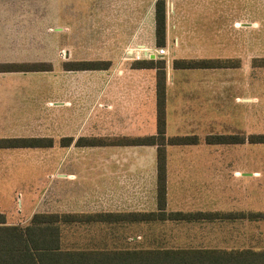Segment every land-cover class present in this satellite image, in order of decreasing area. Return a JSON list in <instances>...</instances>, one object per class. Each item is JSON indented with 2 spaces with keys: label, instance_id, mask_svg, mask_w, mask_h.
<instances>
[{
  "label": "crops",
  "instance_id": "1",
  "mask_svg": "<svg viewBox=\"0 0 264 264\" xmlns=\"http://www.w3.org/2000/svg\"><path fill=\"white\" fill-rule=\"evenodd\" d=\"M80 1L87 3L88 7L94 6V9H88L82 16L85 23H94L97 45L102 51H99L98 58H81L73 46L70 51L67 49L63 52L66 58L59 63L60 68L56 58L58 49L55 48L52 52L53 49L50 48L51 41L56 37L53 39L49 34H44L48 36H44L42 40L34 10L30 12L31 8L26 9L30 11L23 14L25 11L23 5L16 2L21 8L13 15L6 7L0 6V50L3 54L17 52L22 54L20 58L4 61L49 62V68L46 70L0 71V75L4 76L0 78V119L8 120L6 124L4 121L0 122L2 128L8 129L4 134L43 136L40 132L42 82L41 78L36 77V72L40 74L42 71H48L50 80L47 79L44 86L55 88L58 85L59 70L66 72L65 86L95 87L98 111L95 113L96 132L92 135L133 136L154 132L155 68L135 67L131 62L144 59L145 57L141 56L144 49L154 53L159 47L154 43L155 0ZM163 1L164 52L151 59L162 58L165 62V120L168 104H171L176 124L184 125L188 129L187 133L182 134L204 136L210 133H236L217 130V96L220 92L225 93L221 88H227L224 90L230 96V103L243 109V104L239 103L238 99H243V94L247 96L248 92L250 30L262 32L258 36L264 38V0ZM89 14L92 16L88 20ZM53 15L50 14V17ZM87 35L89 36V33ZM90 37H93L91 33ZM110 39H121L115 45L117 49L113 54L111 44L106 45V40ZM42 44L49 46L48 59L39 58ZM106 47L110 50L105 56ZM167 48L172 53L168 66L164 57ZM189 49L193 56L180 57L230 58L234 63L221 67H172L171 59L176 57L174 55L178 50L184 52ZM135 55L139 57L135 58ZM32 57L36 59H23ZM86 59L108 60V63L105 67L95 69H67L62 64L63 61ZM170 68L194 71L176 78L174 70L170 72ZM220 72H224V78ZM16 75L30 78L11 77ZM37 87L38 92L35 90ZM36 94L40 101L37 103L36 98L34 101ZM24 99L25 102L21 103ZM51 106L53 107L49 104L48 107ZM228 111L232 117L234 109L230 108ZM49 113L47 136L52 142L48 146H42L43 148L52 146L54 138L51 134L57 131L56 112L54 117L51 112ZM239 116L242 119L241 112L236 116L237 119ZM65 134L76 137L72 135L74 133ZM76 135L85 134L78 131ZM244 141L236 143L203 141L206 144L226 145L228 154L226 153L224 157L217 156L216 147L206 158L174 160L167 159L166 144L164 210L212 213L264 210V207H255L256 203L250 205L252 200H264V171L260 169V165L250 164L246 151L243 152L244 145L246 149L249 143ZM70 144L59 145L67 148ZM76 147L95 148V157H81L77 160L55 163L49 172L59 181L46 198L45 195L41 197L39 194L38 206L41 203V211L34 212L105 213L156 209L154 145L108 144ZM237 148H240L239 155L232 153ZM207 151L209 152V149ZM57 167L61 168L59 174ZM60 181H64L63 184ZM258 220H249L238 215L219 218L214 214L209 219L98 220L62 223L59 225L60 246L64 241L66 247L244 248L249 247L250 221ZM65 231L71 234L68 238L63 235Z\"/></svg>",
  "mask_w": 264,
  "mask_h": 264
},
{
  "label": "rangeland",
  "instance_id": "2",
  "mask_svg": "<svg viewBox=\"0 0 264 264\" xmlns=\"http://www.w3.org/2000/svg\"><path fill=\"white\" fill-rule=\"evenodd\" d=\"M248 1L262 2V0ZM16 2H20L25 11L31 8V11L27 10L25 12L22 10L23 14L34 10L35 17L38 18L42 40L48 36L44 34H49L53 39L54 36L56 37V39L51 41L50 48L53 49L52 52L55 48L58 49L56 58L59 68L61 60H65L64 58H66L63 52L67 49L70 51L73 46L81 58H98L99 51H102V48H98L97 45L98 40L97 35H95L96 27H94V23H85V18L82 16L87 13L88 9H94V6L88 7L87 3L81 2L80 0H0V6L6 7L7 10L14 15L15 11L21 8L20 5H16L18 4ZM54 10L55 14L53 15ZM250 11H252L251 8ZM50 14L53 16L50 17ZM91 16L92 14H89L88 20ZM63 26H66V28H63ZM87 33H89V36ZM90 33L93 37H90ZM261 33L250 30L248 92L247 96L243 94V99H238L239 103L242 102L243 109L241 110L239 106L235 107L230 103V96L227 94L226 90H224L227 88H221L225 93H218V131H232L243 135L247 132H264V66H252L250 64V58L252 56L264 55V38H259L258 36V34L261 35ZM69 37L72 40H70ZM120 41L121 39L106 40V45L110 43L112 46V54L114 50L117 49L115 45ZM41 46V57L39 56V58L42 59V57H45V59H48L50 56L49 46L44 44ZM59 48H62V50H59ZM104 49V55L106 56L110 48L106 47ZM190 50L191 49L184 52L178 50L177 54L174 56H193L194 54H192ZM171 55L172 53L169 51V48H167V53L164 54L167 60V66ZM21 56L22 54L20 52L15 54H3L0 50V61L12 60L20 58ZM23 59L34 60L36 57ZM169 70L170 72L174 70L173 72L176 78L194 71L192 69L172 68ZM36 73V77L41 78L42 82L40 87L41 135H49V112L52 113V117H54L53 115L56 112L57 131L51 134L54 138L51 147L0 148V212L4 213L5 222L9 223L24 224L28 221V216L32 212L41 211V203L38 206L39 194L41 197L45 195L46 198L55 183L59 181V179H56V176L53 177L51 172H49L55 163L58 161L77 160L81 159V157H95L96 154L95 148L76 147L72 144L64 148L59 145V142L56 144V138H59L61 135H66L65 133H74L72 134L73 136H77L76 133L78 131L85 135L95 134V113L98 111V108H96L95 87H83L78 85L65 86L64 79L66 72L63 70L57 72L58 85L55 88L47 85L44 86V82L47 83L49 72L42 71L40 74H38L39 72ZM50 73L52 75L53 71ZM220 74L222 78L225 77L224 72H220ZM11 77L24 78L25 76L16 75ZM0 78H4V76L0 75ZM49 80L50 79H48V81ZM35 90L38 92V87L35 88ZM36 96L37 94L34 97V101ZM25 100L26 99L22 100L21 103H24ZM38 101L39 99L37 97L36 103ZM49 104L53 105V107H48ZM230 108L234 109L232 117H230L231 113L228 111ZM240 112L242 113V119L240 116L239 119H237L236 116L240 114ZM2 121H4L5 124L8 122L7 119H0V122ZM2 127L3 126L0 125V136H15L14 134H4L8 129ZM17 131L19 130L17 129ZM187 131L188 129H186L184 125L176 124L175 113L172 111L171 104H168L165 120V134H182L187 133ZM201 131H203V129H201ZM198 137L199 142L196 144L166 145L167 159L206 158L210 156L209 154L214 152L213 149L216 147H218L216 149L217 156L224 157L226 153L228 154L225 147L226 145L206 144L203 142V134H198ZM244 147L243 152L244 150L246 151L250 164H258L261 166L260 169L264 171V143H249L246 149H244ZM208 149L209 152L207 151ZM232 153L239 155L240 148H237V150ZM60 171L61 168L57 167L58 174L61 173ZM60 182L63 184L64 181ZM253 203L257 204L255 207H264V200H252L250 205H253ZM68 234L69 232H63V235L67 236V238L71 235ZM62 247H66L64 246V241H62ZM249 247H264V219L250 221Z\"/></svg>",
  "mask_w": 264,
  "mask_h": 264
},
{
  "label": "trees",
  "instance_id": "3",
  "mask_svg": "<svg viewBox=\"0 0 264 264\" xmlns=\"http://www.w3.org/2000/svg\"><path fill=\"white\" fill-rule=\"evenodd\" d=\"M154 43L164 44V1H154ZM108 60L86 59L63 61L67 69H95L105 67ZM230 58H181L171 59L174 68L230 66ZM135 67H154V121L155 130L145 135L96 136L70 135L58 138L60 145L75 146L108 144H152L155 146V198L156 209L135 212H33L24 224L5 222L0 212V264H264V247H145V248H97L60 246L62 223L98 220H160V219H209L247 217L264 219V210L246 213L166 211L165 204V145L196 143V134H165V62L162 58L136 59ZM252 66H264V56H252ZM47 61H0V71L46 70ZM264 143V132L210 133L203 136L206 143ZM49 136H0V147L48 146Z\"/></svg>",
  "mask_w": 264,
  "mask_h": 264
},
{
  "label": "built area",
  "instance_id": "4",
  "mask_svg": "<svg viewBox=\"0 0 264 264\" xmlns=\"http://www.w3.org/2000/svg\"><path fill=\"white\" fill-rule=\"evenodd\" d=\"M143 54H141V56L145 57V58H151V57H154V56H160L163 52H164V49L162 46H159L155 49L154 53L144 49L143 50ZM139 55H135V58H138Z\"/></svg>",
  "mask_w": 264,
  "mask_h": 264
}]
</instances>
